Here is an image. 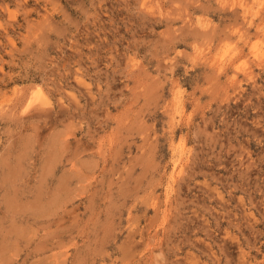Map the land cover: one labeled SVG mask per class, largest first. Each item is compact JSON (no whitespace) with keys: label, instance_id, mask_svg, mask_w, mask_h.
Instances as JSON below:
<instances>
[{"label":"rangeland","instance_id":"374dc122","mask_svg":"<svg viewBox=\"0 0 264 264\" xmlns=\"http://www.w3.org/2000/svg\"><path fill=\"white\" fill-rule=\"evenodd\" d=\"M0 264H264V0H0Z\"/></svg>","mask_w":264,"mask_h":264}]
</instances>
